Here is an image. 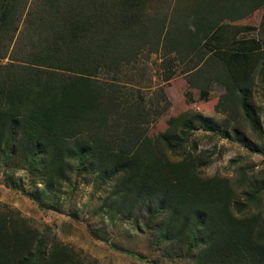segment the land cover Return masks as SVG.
Listing matches in <instances>:
<instances>
[{"label":"trees","instance_id":"trees-1","mask_svg":"<svg viewBox=\"0 0 264 264\" xmlns=\"http://www.w3.org/2000/svg\"><path fill=\"white\" fill-rule=\"evenodd\" d=\"M262 6L264 0H0V166L23 169L54 192L84 170L108 188L104 208L113 215L130 220L148 205L154 243L169 256L181 250L190 264H264V184L239 200L228 179L202 177L205 159L186 151L180 135L192 121L178 133L172 119L154 141L121 126L117 90L98 78L129 60L125 46L155 45L164 34L166 53L192 63L189 83L200 98L207 100L211 81L222 84L218 106L228 112L224 99L238 105L264 151V129L244 87L254 69L242 67L254 48L222 50L224 22ZM0 264L96 263L49 244L1 208Z\"/></svg>","mask_w":264,"mask_h":264},{"label":"rangeland","instance_id":"rangeland-1","mask_svg":"<svg viewBox=\"0 0 264 264\" xmlns=\"http://www.w3.org/2000/svg\"><path fill=\"white\" fill-rule=\"evenodd\" d=\"M262 7L242 20L224 22L222 50L228 54L240 46L254 48L253 59L240 67L245 72L254 69L253 74L248 73L251 84L244 87L250 88V105L264 129V85L259 72L264 57ZM163 38L164 34L155 45L125 46L122 51L128 50L122 56L129 60L122 59L116 71L103 70L98 75L100 81L117 90L119 117L114 119L120 120L121 126H136L137 136L153 141L171 127L172 119L175 121L172 128L178 133L192 121L195 127L180 135L186 151H194L205 159L207 165L200 175L228 179L242 200L253 185L264 184L261 142L238 105L224 99L228 112L218 106L221 96L226 94L222 84L211 81L207 100L200 98V88L189 83V79L194 80L192 63L188 58L181 61L176 54L166 53ZM214 65L209 66L210 73ZM240 67H233L234 72ZM130 113H135L133 119L126 116ZM168 155L177 158L169 151ZM108 191L84 170L75 172L63 183L60 192H54L23 169L0 166V209L18 213L41 235H46L49 244L68 246L96 264H190L181 250L169 256L154 243L148 226V205L138 208L130 220L113 215L104 208ZM259 205L264 211V197ZM257 208L253 206L252 210Z\"/></svg>","mask_w":264,"mask_h":264},{"label":"crops","instance_id":"crops-1","mask_svg":"<svg viewBox=\"0 0 264 264\" xmlns=\"http://www.w3.org/2000/svg\"><path fill=\"white\" fill-rule=\"evenodd\" d=\"M260 8H261V7H260ZM262 8H263V9H262V10H263L262 12H263V14H264V7H262Z\"/></svg>","mask_w":264,"mask_h":264}]
</instances>
